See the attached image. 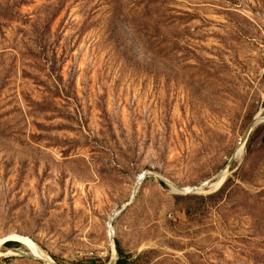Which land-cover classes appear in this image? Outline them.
Masks as SVG:
<instances>
[{"label":"rangeland","instance_id":"1","mask_svg":"<svg viewBox=\"0 0 264 264\" xmlns=\"http://www.w3.org/2000/svg\"><path fill=\"white\" fill-rule=\"evenodd\" d=\"M118 246L264 264V0H0V264Z\"/></svg>","mask_w":264,"mask_h":264},{"label":"trees","instance_id":"2","mask_svg":"<svg viewBox=\"0 0 264 264\" xmlns=\"http://www.w3.org/2000/svg\"><path fill=\"white\" fill-rule=\"evenodd\" d=\"M227 183H225L222 188H220L218 191L208 194L207 196H203V195H193L192 197H197L201 200H209V199H214L215 197H217L219 194H221V192L224 190V187ZM186 214L191 217L193 215V211L192 209L189 207L186 209ZM6 246L12 247V246H17L19 245V242L14 241V240H9L7 242H5ZM117 251L119 253V257L116 260L115 264H132L133 262L130 260L131 255L129 254H124L123 250L120 248V246L117 247ZM76 264H86V263H76ZM89 264H95V261H90Z\"/></svg>","mask_w":264,"mask_h":264},{"label":"bare ground","instance_id":"3","mask_svg":"<svg viewBox=\"0 0 264 264\" xmlns=\"http://www.w3.org/2000/svg\"><path fill=\"white\" fill-rule=\"evenodd\" d=\"M225 177H226V173L224 172L222 175H221V177L216 181V182H214L212 185H211V188H213V190H214V188H218L219 186H221V184L224 182V180H225ZM209 184V183H208ZM207 185V184H206ZM190 189V188H189ZM21 238V241H24V243L26 242V243H28V241L26 240V238L25 237H20ZM37 249H39V248H35L34 247V252L38 255V253L36 252V250ZM48 256V255H47ZM48 259H50V257L48 256V257H46L45 256V260H47L48 261ZM51 260V259H50ZM52 261V260H51Z\"/></svg>","mask_w":264,"mask_h":264},{"label":"water","instance_id":"4","mask_svg":"<svg viewBox=\"0 0 264 264\" xmlns=\"http://www.w3.org/2000/svg\"><path fill=\"white\" fill-rule=\"evenodd\" d=\"M222 184H223V183H222ZM222 184H221V185H222ZM205 185H206V184H205ZM205 185H204V186H205ZM219 187H220V186H219Z\"/></svg>","mask_w":264,"mask_h":264}]
</instances>
